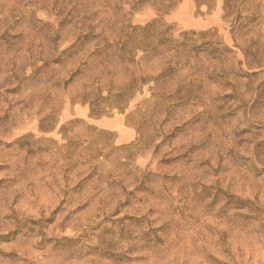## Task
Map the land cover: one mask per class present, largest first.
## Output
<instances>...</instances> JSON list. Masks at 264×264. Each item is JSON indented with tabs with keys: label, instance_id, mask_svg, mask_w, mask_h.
Here are the masks:
<instances>
[{
	"label": "rangeland",
	"instance_id": "obj_1",
	"mask_svg": "<svg viewBox=\"0 0 264 264\" xmlns=\"http://www.w3.org/2000/svg\"><path fill=\"white\" fill-rule=\"evenodd\" d=\"M0 264H264V0H0Z\"/></svg>",
	"mask_w": 264,
	"mask_h": 264
}]
</instances>
